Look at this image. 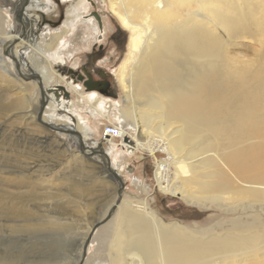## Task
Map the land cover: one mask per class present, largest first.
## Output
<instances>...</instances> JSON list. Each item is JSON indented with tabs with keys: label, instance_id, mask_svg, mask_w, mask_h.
Instances as JSON below:
<instances>
[{
	"label": "bare ground",
	"instance_id": "6f19581e",
	"mask_svg": "<svg viewBox=\"0 0 264 264\" xmlns=\"http://www.w3.org/2000/svg\"><path fill=\"white\" fill-rule=\"evenodd\" d=\"M83 3L78 0L67 10L66 23L72 28L82 21L98 41L102 30L96 20L80 21ZM108 4L130 32L116 78L124 94L122 117L139 135L133 137L134 147H125L155 157L161 193L242 214L196 230L164 223L146 200L122 199L112 225L110 264H264V220L247 215L264 214V0ZM45 8L44 0L22 1L19 17L25 29L0 42L15 62L24 56L20 50H28L37 39L26 12ZM59 39L50 36L43 43L47 47L39 49L49 52ZM37 68L43 82H51L48 70ZM0 69L9 72L2 65ZM52 96L47 111L65 108L57 102L63 96ZM43 121L77 130L83 141L92 135L86 125L58 124L51 113ZM157 152L166 157L159 160Z\"/></svg>",
	"mask_w": 264,
	"mask_h": 264
},
{
	"label": "rangeland",
	"instance_id": "374dc122",
	"mask_svg": "<svg viewBox=\"0 0 264 264\" xmlns=\"http://www.w3.org/2000/svg\"><path fill=\"white\" fill-rule=\"evenodd\" d=\"M22 1L0 0L1 43L25 29L19 17ZM60 1L44 0V11L26 12L35 20L33 31L37 39L28 50L19 49L24 53L22 60L15 62L11 52L6 55L4 46H0V65L9 71H0V264H79L82 246L94 228L92 257L102 264L110 263L112 225L118 210L110 218L107 216L119 199L121 184L112 180L114 175L108 170L107 160L96 153H108L109 149L113 150L108 155L112 168L122 175L125 185L122 199L146 200L164 223L207 230L217 223L239 218L241 213H230L228 208L188 203L161 193L154 180L155 157L117 145L110 148L103 142V129L108 123L121 125L134 138L139 135L132 123L122 117L124 94L116 78L128 52L130 32L110 13L108 0H84L79 19H95L91 14L98 13L102 20V43L108 54L114 56L105 70L112 81L110 94L88 92L82 86L68 89L70 99H56L65 108L46 111L58 117V124L66 121L74 128L88 126L92 135L84 141L86 149L80 150L77 137L62 135L38 121L42 96L38 82L30 80L31 69L36 71L37 67L28 61L32 58L39 65L37 70H48L51 82H44L46 88L66 86L67 82L76 88L65 69L79 66L97 42L91 39L90 30L82 21L72 28L66 23L67 10L78 0ZM114 31L121 34L120 47L112 43ZM53 35H60L61 39L51 44L49 52L39 49ZM32 52L37 56H30ZM98 95L106 102L97 99ZM118 150L125 154L118 156ZM160 157L158 154L157 158ZM253 214L264 220V214L258 212L247 215Z\"/></svg>",
	"mask_w": 264,
	"mask_h": 264
},
{
	"label": "flooded vegetation",
	"instance_id": "af4514ba",
	"mask_svg": "<svg viewBox=\"0 0 264 264\" xmlns=\"http://www.w3.org/2000/svg\"><path fill=\"white\" fill-rule=\"evenodd\" d=\"M70 1L72 0H67V2ZM61 2L63 1L61 0L59 3ZM39 11L42 12V10ZM96 15H98V13H92L91 16L95 17V19H92L96 20L98 27L103 30L102 20L99 15V18ZM20 21L23 24L21 18ZM33 22H35V20H32V23ZM33 26L35 31L34 23ZM103 39V35H100L99 42L97 41L94 43L91 51L88 52L86 57L80 61V65L77 67H69L67 70L65 69V73L70 81H72L77 86H82L83 88L87 89L88 92L97 91L103 95H109L111 91L110 89H112V81L108 72L105 70L106 64L110 62L114 56L108 54L106 48L104 47V43H102ZM111 40L112 43L114 42L117 47H120V44L122 43L121 34L114 31V33L111 35Z\"/></svg>",
	"mask_w": 264,
	"mask_h": 264
},
{
	"label": "water",
	"instance_id": "95a60500",
	"mask_svg": "<svg viewBox=\"0 0 264 264\" xmlns=\"http://www.w3.org/2000/svg\"><path fill=\"white\" fill-rule=\"evenodd\" d=\"M96 16L99 18L98 15H96ZM17 71L19 73V68L18 67H17ZM19 74H21V73H19ZM30 80H34V81L38 82L39 88H40V91H41V95H42V104H41V109H40V112H39L38 121L42 125L46 126L47 128H49V129H51L53 131L59 132L61 134L65 133V134H69V135L78 137L79 138V143H80L79 144L80 150L82 152H84L86 146H85V143H84V141L82 139V135L77 130L67 129L64 126H61V125L60 126H54V125H51V124L49 125L47 123H44V121H43V117H44V115L46 114V111L49 108V102H50L49 101L50 100L49 94L53 93L55 95V97H57V98H59L60 96H63L64 99H70V92L68 91V87H65L63 85H57L56 87H50V88L47 87L46 88L44 86V82L42 80L41 75H39L35 71H32V75H31V79ZM126 141L128 142V138L126 139ZM96 153H101V155L105 156L108 159V170L114 175V179H112V180H117L121 184V189L118 192L119 199H118L117 203L112 207L111 211L109 212V214L107 216V218H110L113 215V213L116 211V209L118 208V205L120 204V202L122 200V196H123V191H124L125 185H124L122 177L116 171H114V169L112 168L111 160H110L108 154L105 151L96 152ZM95 230H96V228H94L93 233H94ZM93 233H92L91 236H89V238L87 239V241H86V243L84 245L83 254H82V258H81L80 264H84V262L86 261L89 245H90L91 240L93 238Z\"/></svg>",
	"mask_w": 264,
	"mask_h": 264
},
{
	"label": "built area",
	"instance_id": "2783aa9c",
	"mask_svg": "<svg viewBox=\"0 0 264 264\" xmlns=\"http://www.w3.org/2000/svg\"><path fill=\"white\" fill-rule=\"evenodd\" d=\"M130 134L131 133L129 132V135H126V131L123 130V127L121 125L117 123H108L103 129V142L108 146H111L114 144V145H117L118 147H122L125 149L126 148L125 146H131V144H134L133 137L131 136L132 134L131 135ZM127 138H128V142L126 141ZM158 154H161L162 156L158 159H161V158L163 159L166 157V155L161 152H157L156 156ZM156 165H157V161L155 160V170H156ZM154 180H155V177H154Z\"/></svg>",
	"mask_w": 264,
	"mask_h": 264
},
{
	"label": "crops",
	"instance_id": "0c3cea01",
	"mask_svg": "<svg viewBox=\"0 0 264 264\" xmlns=\"http://www.w3.org/2000/svg\"><path fill=\"white\" fill-rule=\"evenodd\" d=\"M70 81V80H69ZM71 82V81H70ZM57 85H61V84H57ZM57 85H54L53 87H56ZM75 85V84H74ZM64 86V85H63ZM65 87H68V89L70 88V89H80L81 87L80 86H77V85H75V87L76 88H73L71 85H70V83H66V86ZM77 87H80V88H77ZM97 147V146H96ZM98 149H99V147H98ZM109 152H110V154H111V152H113V150L111 151L110 149H109ZM125 151L124 150H118V152H117V155L118 156H120V157H122L125 153H124ZM104 157V156H103ZM104 159H105V157H104ZM115 167L118 169V166L115 164ZM121 177H122V175H120ZM93 239V238H92ZM94 241V240H93ZM92 240H91V243L93 242ZM91 243H90V245H91ZM89 245V249H88V252H87V258H86V261L84 262V264H102L101 262H99V261H96V259L94 258V257H92V252H91V246ZM109 262V261H108ZM110 264V263H109Z\"/></svg>",
	"mask_w": 264,
	"mask_h": 264
}]
</instances>
